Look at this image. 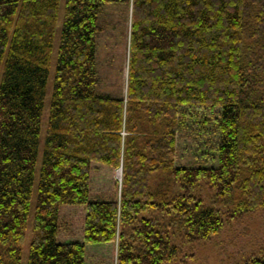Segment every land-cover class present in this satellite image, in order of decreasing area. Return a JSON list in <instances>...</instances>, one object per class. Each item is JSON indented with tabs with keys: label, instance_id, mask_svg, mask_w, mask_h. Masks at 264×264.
Wrapping results in <instances>:
<instances>
[{
	"label": "trees",
	"instance_id": "obj_1",
	"mask_svg": "<svg viewBox=\"0 0 264 264\" xmlns=\"http://www.w3.org/2000/svg\"><path fill=\"white\" fill-rule=\"evenodd\" d=\"M62 3L0 0V264H23ZM64 4L28 264H171L173 233L264 211V0ZM108 4L133 10L126 97L99 92ZM191 106L222 110L217 167L177 164Z\"/></svg>",
	"mask_w": 264,
	"mask_h": 264
},
{
	"label": "rangeland",
	"instance_id": "obj_2",
	"mask_svg": "<svg viewBox=\"0 0 264 264\" xmlns=\"http://www.w3.org/2000/svg\"><path fill=\"white\" fill-rule=\"evenodd\" d=\"M64 0L56 36L53 62L50 71L47 100L42 125L41 147L37 165L33 204L29 219V228L24 245L23 264H28L33 240L34 212L38 195L40 170L43 159V146L46 138L50 105L53 94L54 78L64 22ZM132 7L123 4H108L102 15L103 31L99 36L98 62L100 73L99 92L114 97L127 96L129 85V58L132 30ZM186 119L178 134L177 164L186 167H217L219 165L218 145L220 132L215 121L221 116V108L185 107ZM119 169L115 172L120 179ZM205 203L220 211L226 205L216 203L213 191L204 189ZM181 253L171 264H245L250 257L264 253V211L249 213L237 221L228 222L221 233L212 241L204 244L186 243L179 232L172 234ZM116 245L107 251L110 263H116ZM103 254V253H102Z\"/></svg>",
	"mask_w": 264,
	"mask_h": 264
},
{
	"label": "water",
	"instance_id": "obj_3",
	"mask_svg": "<svg viewBox=\"0 0 264 264\" xmlns=\"http://www.w3.org/2000/svg\"><path fill=\"white\" fill-rule=\"evenodd\" d=\"M120 169H123V167H121ZM120 169H119V170H120ZM120 179H121V178H120ZM121 180H122V179H121Z\"/></svg>",
	"mask_w": 264,
	"mask_h": 264
},
{
	"label": "bare ground",
	"instance_id": "obj_4",
	"mask_svg": "<svg viewBox=\"0 0 264 264\" xmlns=\"http://www.w3.org/2000/svg\"><path fill=\"white\" fill-rule=\"evenodd\" d=\"M121 178V177H120Z\"/></svg>",
	"mask_w": 264,
	"mask_h": 264
}]
</instances>
